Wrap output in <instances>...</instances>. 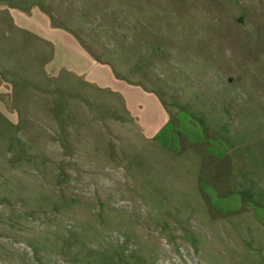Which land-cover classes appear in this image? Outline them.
<instances>
[{"label": "rangeland", "instance_id": "374dc122", "mask_svg": "<svg viewBox=\"0 0 264 264\" xmlns=\"http://www.w3.org/2000/svg\"><path fill=\"white\" fill-rule=\"evenodd\" d=\"M32 8L147 93L10 20ZM0 21V264H264V0H0Z\"/></svg>", "mask_w": 264, "mask_h": 264}, {"label": "crops", "instance_id": "0c3cea01", "mask_svg": "<svg viewBox=\"0 0 264 264\" xmlns=\"http://www.w3.org/2000/svg\"><path fill=\"white\" fill-rule=\"evenodd\" d=\"M11 18L10 20L16 23V25L24 24L23 26L28 27L31 30H37L39 34H41L43 37L52 40L54 42L60 43V47H62V43L65 45L67 44H73L78 46V72L81 74H86L90 80L93 81H102L105 82V80H112V84L110 85L113 90L119 89V91H122L124 95H139V94H145L147 92H144L141 90V88L138 85H134L131 83L124 82L120 79H117L114 74L112 73L111 76H109L108 70L104 69L102 64L99 63L96 60L95 54H93L86 46L82 45L80 41H78V37L73 38L74 31L72 28L63 26L66 28H55L54 25L52 26V21L46 15L43 11L37 9L34 10V8L31 9V11H18L17 13H10ZM8 16V14H7ZM1 22V21H0ZM61 24V23H60ZM21 26V25H20ZM68 30H71L68 31ZM73 31V32H72ZM68 32V33H67ZM73 33V34H72ZM98 59V58H97ZM11 66V65H10ZM99 67V69H98ZM8 67H5L4 69H7ZM104 83L103 85H105ZM1 89V88H0ZM125 98V97H124ZM127 101V98H126ZM151 105L159 106V110H162V115L165 118V121L163 125L159 128L162 129L166 126L168 123V114L166 113L164 109V105L160 103V100L156 94L153 92H150V101ZM127 108L132 113V106L128 103ZM168 125V124H167ZM157 131V135H159L160 131Z\"/></svg>", "mask_w": 264, "mask_h": 264}]
</instances>
